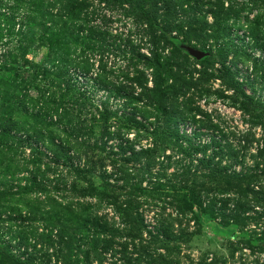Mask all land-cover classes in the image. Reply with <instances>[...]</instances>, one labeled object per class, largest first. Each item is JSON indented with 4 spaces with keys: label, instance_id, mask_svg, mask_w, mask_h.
Returning <instances> with one entry per match:
<instances>
[{
    "label": "rangeland",
    "instance_id": "obj_1",
    "mask_svg": "<svg viewBox=\"0 0 264 264\" xmlns=\"http://www.w3.org/2000/svg\"><path fill=\"white\" fill-rule=\"evenodd\" d=\"M0 264H264V0H0Z\"/></svg>",
    "mask_w": 264,
    "mask_h": 264
},
{
    "label": "trees",
    "instance_id": "obj_2",
    "mask_svg": "<svg viewBox=\"0 0 264 264\" xmlns=\"http://www.w3.org/2000/svg\"><path fill=\"white\" fill-rule=\"evenodd\" d=\"M182 46H183V44H178L177 45V47L179 48V49H181L182 48ZM155 69H156V67H155ZM37 70H39V69H37ZM157 70V69H156ZM36 73H37V71H35ZM157 80V79H156ZM158 81V83H159V79L157 80ZM154 88H155V83H154ZM157 88L158 89H160V86H159V84H158V86H157ZM160 91V90H159ZM238 95V94H237ZM242 98L244 99V102L245 103H243L242 104V106H241V109L243 110V111H246L248 108H251L252 107V103H249L250 101H249V99L246 97V96H242ZM154 107L155 108H157V105H159V100L157 99V100H154ZM108 111H106V110H104L101 114H100V117H101V119L104 121V119H106V117H107V115H108ZM172 113V112H171ZM159 115V114H158ZM174 118V117H173ZM189 148V147H188ZM137 157V156H136ZM76 175H79V172L76 174ZM122 190V189H121ZM77 193V192H76ZM77 195H79L81 198H83V199H86V198H96V199H102L101 201H105L106 202V200H112V198L111 197H108V196H105L104 198H102V196L98 193V194H95V195H93V194H89V192L88 191H86V190H84V189H82L81 188V190H79V192L77 193ZM127 195L128 196H132V195H130V194H128L127 193ZM66 206V208H65V210H66V213L68 214V211L69 212H71L70 211V207L72 206V204L70 203V204H67V205H65ZM127 207V206H126ZM125 207V208H126ZM73 212V211H72ZM120 214H121V216H122V218L123 219H128V218H130V216L128 215V213H127V211H125V209L124 210H122L121 212H120Z\"/></svg>",
    "mask_w": 264,
    "mask_h": 264
},
{
    "label": "water",
    "instance_id": "obj_3",
    "mask_svg": "<svg viewBox=\"0 0 264 264\" xmlns=\"http://www.w3.org/2000/svg\"><path fill=\"white\" fill-rule=\"evenodd\" d=\"M190 55L192 57H194L195 59L197 60H201L205 57V54H202V53H199V52H196V51H190Z\"/></svg>",
    "mask_w": 264,
    "mask_h": 264
}]
</instances>
